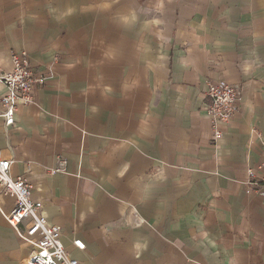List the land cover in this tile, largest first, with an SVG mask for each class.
Returning <instances> with one entry per match:
<instances>
[{
	"label": "crops",
	"instance_id": "obj_1",
	"mask_svg": "<svg viewBox=\"0 0 264 264\" xmlns=\"http://www.w3.org/2000/svg\"><path fill=\"white\" fill-rule=\"evenodd\" d=\"M13 51L47 79L13 124L0 116V154L72 257L264 264V192L246 190L264 141V0H0V74ZM220 76L240 96L216 141ZM31 250L0 213V264Z\"/></svg>",
	"mask_w": 264,
	"mask_h": 264
},
{
	"label": "built area",
	"instance_id": "obj_2",
	"mask_svg": "<svg viewBox=\"0 0 264 264\" xmlns=\"http://www.w3.org/2000/svg\"><path fill=\"white\" fill-rule=\"evenodd\" d=\"M12 68L0 74V82L5 85V93L0 98L2 110L0 116L6 125L15 122L16 111L20 105L35 103L34 92L44 84L46 75L37 73L31 67L29 55L25 51H13ZM49 78V74H48ZM208 104L206 112L215 140L222 138L224 126L230 123L238 111L239 89L234 87L224 76L210 81L206 91ZM259 171H250L246 190L248 193L264 192V141ZM13 161L0 154V196H11L15 200L9 211L1 207L0 213L18 236L32 246L26 264H81L72 257L62 242L61 226L50 223L43 213V202L33 200L32 185L26 177H14L11 174ZM67 159L60 157L54 170L66 171ZM75 245L84 249L86 243L76 239Z\"/></svg>",
	"mask_w": 264,
	"mask_h": 264
}]
</instances>
